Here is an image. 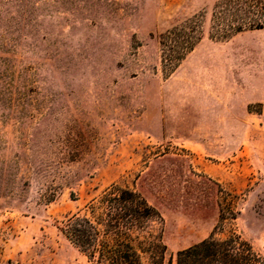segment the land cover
Returning a JSON list of instances; mask_svg holds the SVG:
<instances>
[{"label":"rangeland","instance_id":"obj_1","mask_svg":"<svg viewBox=\"0 0 264 264\" xmlns=\"http://www.w3.org/2000/svg\"><path fill=\"white\" fill-rule=\"evenodd\" d=\"M221 1L0 0V264H107L63 229L112 184L161 216L144 264L232 229L264 260V28L221 36Z\"/></svg>","mask_w":264,"mask_h":264},{"label":"trees","instance_id":"obj_2","mask_svg":"<svg viewBox=\"0 0 264 264\" xmlns=\"http://www.w3.org/2000/svg\"><path fill=\"white\" fill-rule=\"evenodd\" d=\"M213 16L223 37L248 28H264V0H223ZM194 25L193 19L189 29L184 24L175 26L162 36L165 39L162 43H175L174 53L167 57L170 63L193 49L199 39ZM90 206V215L73 214L63 229L89 257L97 255L99 262L107 264H144L142 252L148 251L156 261L164 258L166 244L161 234L147 229L149 221L161 216L140 192L112 184ZM237 213L232 199L227 213L221 211L220 217L236 218ZM263 261L253 244L232 229L225 237L212 235L178 250L175 264H263Z\"/></svg>","mask_w":264,"mask_h":264}]
</instances>
